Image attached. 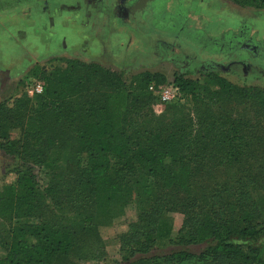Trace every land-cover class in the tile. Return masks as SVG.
<instances>
[{"label": "trees", "instance_id": "16d2710c", "mask_svg": "<svg viewBox=\"0 0 264 264\" xmlns=\"http://www.w3.org/2000/svg\"><path fill=\"white\" fill-rule=\"evenodd\" d=\"M167 1L128 2L133 25L141 24L144 29L151 25L145 15L149 16L152 9L165 8ZM233 1L241 7L264 10V0ZM12 2L0 0V6ZM247 29L241 28L237 35L229 33L228 39L219 42L210 40L227 60L231 52H242L243 43H247L244 35L249 37ZM145 32L153 45L161 40L181 48L189 57L188 64L204 59L197 50L181 45L179 33H167L165 27ZM205 42L201 54L213 60L217 56L208 53ZM187 45L192 46L189 42ZM258 53L264 55L263 50ZM213 61L215 65L205 62L214 67L202 72L203 81L189 78L182 71L174 73L181 94L191 96L194 102V116L184 111L179 115L174 110L180 109L178 105L168 107L165 114L155 115L151 105L158 97L149 86L166 82V76L159 72L142 71L127 84L122 73L92 64L87 68L93 70V75H100L104 91L97 99L90 98L86 75H77L74 62L71 63L75 71H67L58 78L55 93L47 84L43 93L35 95L39 113L29 115L22 123L14 124L6 118V104H1L6 129L0 138L15 149L13 146L20 140H10L11 132L19 127L23 138L30 136L29 146L35 148L30 151L23 147V152L15 149L22 163L12 170L16 180L6 187L14 198L6 202L0 196L1 211H7L12 219L7 240L2 242L5 254L0 257V264H64L73 257L81 241L73 226L75 222L90 229L100 216H111L115 206L134 197L144 208L138 222L120 237L124 261L264 264V242L259 244L264 238V135L259 132V123L247 118L251 106L264 116V92L231 83L216 71L219 66ZM239 104L244 112H238L242 114L237 117L232 106ZM14 117L19 120V116ZM51 123L56 126L55 136L60 137L57 141L63 144L74 139L77 145L75 165L79 170L75 175L70 168L68 176L73 177L63 186L68 189L66 197L56 195L61 190L54 180L65 170L63 164L70 161L69 150L51 148L55 137L46 136ZM29 161L42 166L38 165L46 174L50 172L54 186L49 184L46 192L41 190L33 168L27 166ZM209 178L214 183H207ZM206 187L211 188L203 191ZM174 194L184 200L181 209L186 216L177 238L171 240L173 226L167 213L177 204ZM49 196L54 199L58 221L43 215L45 205L41 203ZM75 200H81L78 206L72 204ZM196 208L199 211L194 213ZM72 209H77L73 215ZM167 240L174 246H208L199 253L178 249L147 256ZM137 255L145 256L135 259Z\"/></svg>", "mask_w": 264, "mask_h": 264}, {"label": "rangeland", "instance_id": "374dc122", "mask_svg": "<svg viewBox=\"0 0 264 264\" xmlns=\"http://www.w3.org/2000/svg\"><path fill=\"white\" fill-rule=\"evenodd\" d=\"M13 1L10 4L4 3L0 6V105L6 104L4 107L8 113L6 118L14 121V124L22 123V120L29 115L39 113V102L36 100L35 95L29 93L31 85L42 83L46 86L48 84L55 93V90L58 89V78L62 74L67 73V71L74 72L76 69V72L79 71L77 72L78 76L86 75V78L91 77V80H86L85 78V84L88 83L85 86L91 88L89 92L90 98L97 99L101 92L104 91V88L101 87L103 80L100 75H93L91 68H87L92 64L122 73V79L128 84L138 73L149 70H156L164 74L166 76V82L174 81V73L178 71L185 72L189 78L203 81L204 75L202 72L211 70L214 67L206 63H214L213 60H216V65L219 66L216 71L223 78L239 87H252L264 92V67L255 64L251 68L247 66L245 70L244 66L239 62L230 63V59L226 60L222 58L217 49V45L212 44L211 40L219 42L224 38L228 39L230 37L229 33L237 35L241 28H248L249 37L253 38V40H259L257 38V32L247 23L246 19L243 20V23L241 22L242 24L238 31L229 30L225 32L226 37L225 34L220 38L209 35V32L218 33L225 29L227 25H233V20H239V17H246L250 21L259 19L258 10L254 11V9H250L251 11H246L240 8V5L234 3L233 0H219V2L220 4L222 3L224 8L233 7L241 10L238 15L230 16L227 14L226 16L224 10L223 15L220 16L219 14L221 12L211 6L205 10V12H211V16L207 14L208 18H205L203 21L201 20L203 17L201 18L199 14L195 13L194 9L200 8L192 5L193 1L172 0L173 5L168 11L165 8L161 9L159 7L154 10L152 9V12H149V16L147 14L145 15V18H149L152 21L151 25L146 26L145 29L141 24L135 27L126 11L113 8L117 0H102L105 3L102 2L105 13L103 15L92 13L89 23L86 20L83 21L82 17L77 19L73 18V15H69V10H72V8H69V4H73L71 2L72 0H41L44 5L50 4V8L59 5L61 8L60 15L52 14V11L46 13L45 6L41 7V4H39L40 0ZM31 1H36L33 6H29ZM97 1L100 0H81V3L75 5L73 9L76 10L78 5L79 8H84V5L90 7V5ZM25 5H28L31 11L27 8H22ZM77 10L84 11V9ZM141 11L139 9L137 13L140 21L142 17H140L139 13ZM214 11L218 16L213 14ZM186 17L188 18L187 22H184ZM182 26L185 27L183 31ZM155 27L160 29L165 27L168 30L167 33L176 32L181 34V45L187 50H197L198 55H202L204 61L200 60L188 64L186 60L189 57H187L181 48L168 45L161 40L153 45L151 37L145 30H154ZM129 30L134 36L141 37L142 43L138 47L139 51L127 54L121 51L122 49H118L121 48L123 43L122 41L119 42L121 38L120 34L122 32H129ZM194 32L197 34L196 36L193 34ZM204 40H206L205 43L208 42L209 48L207 49L210 50L208 53L217 56L213 60H208V57L205 56L206 54H201L204 51V47L202 46ZM110 42L112 43L110 44ZM188 42L192 46L187 45ZM262 42L264 43V41ZM157 45L159 46L157 47ZM260 48L264 49L263 46ZM115 50H117V53ZM233 52L235 53V51ZM71 62L76 64L74 70ZM85 65L86 68L84 69ZM211 87L213 86L211 85ZM26 100H28L27 104L25 103ZM18 101L22 102V105H19ZM171 105H178L177 107L180 109L174 110L178 111L179 115L184 111L185 114L190 113L191 116H194V102L191 96L182 95L177 101L168 104L160 103L157 99L154 100L151 106L155 115L160 116L165 114ZM181 107L184 109H181ZM248 108L247 118L250 119V122L259 123V132H262L264 135V116H260V110H256L253 106ZM243 109L242 104L232 106L233 114L237 117L244 112ZM4 113H0V134L6 129ZM2 115L4 116L3 118ZM14 116H19V120ZM51 124L50 130L46 133L48 137L50 136L49 134L55 137V144L51 148L69 150L70 161L69 159L66 161V158L65 160L63 158L64 163L66 161L63 167L66 166V168L54 180V182L57 181L58 188L61 190L56 195L66 197L68 195V189H64L63 186L73 177L69 178L68 176L70 168L75 172V175L79 170V166L75 165L78 154L76 153L77 145L74 139L63 144L57 141L60 137L55 136L57 135L55 134L56 126L53 123ZM12 130L10 140H20V143L13 146L15 149L22 151V148L26 147L28 150L34 151L35 147L32 145L29 146L28 143L30 136L23 138L24 132L19 127ZM56 144L58 146L57 148H55ZM42 148H45V150L49 149L46 146ZM15 149H11L0 138V196H3L6 202L14 198L13 195L11 198L6 189L8 185L16 180V175L12 173V170L22 163L21 158L17 154L19 151H15ZM63 160L61 163H63ZM29 162L27 166L33 168L41 190L46 192L49 184L54 186L50 172L46 174L40 168L42 166L39 164L40 167L35 165L33 161ZM64 181L65 183H62ZM206 182L209 184L214 183L213 179L210 178ZM210 188L206 187L203 191L209 190ZM254 195L255 193H253ZM178 198L179 195L174 194V199L177 204L167 213L173 226L170 235L171 240L177 238L186 216V212L181 209L184 200H179ZM79 202L81 200H75L72 204L78 206ZM41 204L45 205L43 215L46 214L49 218L56 221L60 220L58 217L59 214L54 208L53 198L51 199L49 196ZM143 208L140 201L134 197L125 204L115 206L111 216H100L92 223L90 229H84L79 221L75 222L73 226L79 233L81 241L73 257L68 258L64 264H130L131 262L124 261L120 254V237L129 231V227L132 224L138 222L139 213ZM198 211V208L194 209V213ZM74 212L76 213L77 209H72L71 215ZM191 212L193 213L192 210ZM10 217L7 211H1L0 209V257L5 254L2 242L7 240L8 232L12 224ZM16 219H13L14 224L16 223ZM168 241L160 242L158 247L152 250L150 254H147V256L159 253L162 255L168 254L178 249H188L191 252L199 253L208 246L207 243H201L181 247L169 244ZM263 242L264 238L259 241V244L262 245ZM143 256L145 255H137L135 259Z\"/></svg>", "mask_w": 264, "mask_h": 264}, {"label": "crops", "instance_id": "0c3cea01", "mask_svg": "<svg viewBox=\"0 0 264 264\" xmlns=\"http://www.w3.org/2000/svg\"><path fill=\"white\" fill-rule=\"evenodd\" d=\"M78 1L81 0H72L71 2H73V4H69V8H72V10H69V15H73V18H79L82 17L83 21H87L88 23L91 21V17H92V13L96 14V15H103L105 12L104 10V6H102V2L104 3V1L100 0L97 2H94L92 5H90V7H87V5L83 6L84 8H78L77 9H84V11L82 12L81 10H74V6L79 4ZM172 0H168L166 2V6H165V10H169L170 7L173 5ZM187 1V0H185ZM192 2V5H196L198 6V8L200 9H194L196 14H199V16L202 18L201 20L203 21L205 18H208L207 14L211 16V12L208 13L205 12V10H207V7H211L213 6L215 10L220 11L221 13L219 14L220 16L223 15V11L225 10L226 12V16L227 14H229L230 16H235L238 15V13H240L241 10L237 9V8H224V6L222 5V3L220 4L219 0L213 1V0H190V2ZM124 2H126V5L124 4ZM128 0H117L116 5L113 7L114 9H122L123 11H126V13L130 16V10H129V6L127 5ZM181 3V2H180ZM39 4H41V7L45 6V10L47 11L46 13H48L49 11H52V14L55 15H60V10L61 8L59 7V5L57 7H53L50 8V4L48 5H44V3L40 0ZM105 4V3H104ZM29 6H33V4H30ZM28 5L23 6L22 8H27L31 11V8H29ZM246 11H251L250 9H254V8H246V7H240ZM129 10V11H128ZM200 10V11H199ZM258 9H254V11H257ZM128 11V12H127ZM228 11V12H227ZM259 13V19L256 21H250L248 18H241L239 17V20H233L234 24L233 25H227V27L221 31L217 32H209V35L213 36V37H222L225 32L231 30V31H238L239 27L241 26V24L243 23V20H247V23L252 26L255 31L257 32V38L259 40L264 41V10H258L257 11ZM87 14H89L88 16H86ZM216 16H218L216 14V12L214 11V13ZM47 15V14H46ZM45 15V16H46ZM44 17V16H43ZM121 22V20H120ZM123 22V21H122ZM242 22V23H241ZM121 25V23H120ZM122 27V26H121ZM124 29V28H122ZM123 31V30H121ZM128 31V30H125ZM121 33V32H120ZM121 38L119 39V42L122 41V46L121 48H119L118 50L122 49L121 51H124L125 53H134L135 51H139L138 47L141 45L142 43V38L139 36H134L133 33L129 30V32H122L121 34ZM226 35V34H225ZM113 42V41H112ZM110 42V44L112 43ZM115 52L117 53V50H115ZM151 72H158V71H153V70H149ZM161 73V72H160Z\"/></svg>", "mask_w": 264, "mask_h": 264}, {"label": "flooded vegetation", "instance_id": "af4514ba", "mask_svg": "<svg viewBox=\"0 0 264 264\" xmlns=\"http://www.w3.org/2000/svg\"><path fill=\"white\" fill-rule=\"evenodd\" d=\"M130 1L131 0H128V2ZM78 2L81 3L80 1ZM124 4L126 5V2H124ZM244 38L247 40V43H243L242 52L240 53L231 52L229 55L230 63L239 62L241 65L244 66L245 70L247 66L251 68V66L253 67L255 64L264 67V55L263 54L259 55L258 53L260 50L264 51V49L260 48L262 46L264 48V43L260 40H255L253 42L252 41L253 38H250L245 35Z\"/></svg>", "mask_w": 264, "mask_h": 264}, {"label": "built area", "instance_id": "2783aa9c", "mask_svg": "<svg viewBox=\"0 0 264 264\" xmlns=\"http://www.w3.org/2000/svg\"><path fill=\"white\" fill-rule=\"evenodd\" d=\"M149 90L152 91L157 97L160 103H173L177 101L181 96L180 88L175 84L174 81L166 82L165 84H151ZM44 91V85L37 83L31 85L29 93L31 95L41 94Z\"/></svg>", "mask_w": 264, "mask_h": 264}]
</instances>
